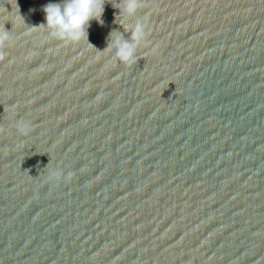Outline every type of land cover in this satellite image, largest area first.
<instances>
[{"label":"water","instance_id":"water-1","mask_svg":"<svg viewBox=\"0 0 264 264\" xmlns=\"http://www.w3.org/2000/svg\"><path fill=\"white\" fill-rule=\"evenodd\" d=\"M59 2L0 0V264H264V0H144L127 67L111 3L94 48L32 27Z\"/></svg>","mask_w":264,"mask_h":264},{"label":"clouds","instance_id":"clouds-1","mask_svg":"<svg viewBox=\"0 0 264 264\" xmlns=\"http://www.w3.org/2000/svg\"><path fill=\"white\" fill-rule=\"evenodd\" d=\"M105 3H111L118 9L114 22L130 32V39H125L122 32L114 29L108 34L107 46L103 51L113 53L114 50L111 58L115 63L119 61L126 67L131 66L137 61V50L147 41L148 25L141 16L137 17L130 27L125 20L136 15L144 0H115V3L112 0H61L59 3H48L42 9L45 22L32 27L44 28L49 37L64 43H79L83 40L94 48V45L88 42L87 28L92 19L101 25L104 23L101 16ZM9 41L10 32L3 28L0 30V50L4 49ZM13 116L15 113L12 114ZM15 128L19 135L25 136L32 130V125L29 121L20 119L15 122ZM72 177L73 172L64 173L63 169L59 168L50 171L45 179L46 182L58 185L62 180L70 181Z\"/></svg>","mask_w":264,"mask_h":264}]
</instances>
